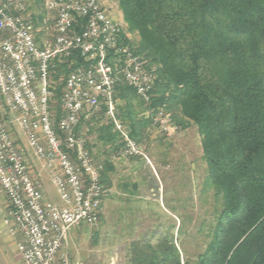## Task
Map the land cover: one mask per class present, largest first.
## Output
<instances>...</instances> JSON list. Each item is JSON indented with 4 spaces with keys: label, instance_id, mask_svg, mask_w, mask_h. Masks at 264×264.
<instances>
[{
    "label": "trees",
    "instance_id": "trees-1",
    "mask_svg": "<svg viewBox=\"0 0 264 264\" xmlns=\"http://www.w3.org/2000/svg\"><path fill=\"white\" fill-rule=\"evenodd\" d=\"M138 53L155 68L150 109L165 106L181 129L195 125L207 167L203 191L213 190V211L195 235L172 231L138 238L126 249L125 264H264V0H117ZM77 54L51 71L59 99ZM122 119L142 141L149 119L143 102L119 82ZM57 111V108H56ZM141 112V113H142ZM81 120L76 128L79 135ZM98 141L115 144L112 127ZM90 154L91 147L86 141ZM112 166L105 164L102 183ZM189 242L197 245L195 253Z\"/></svg>",
    "mask_w": 264,
    "mask_h": 264
},
{
    "label": "built area",
    "instance_id": "built-area-1",
    "mask_svg": "<svg viewBox=\"0 0 264 264\" xmlns=\"http://www.w3.org/2000/svg\"><path fill=\"white\" fill-rule=\"evenodd\" d=\"M45 9L55 17L38 40L23 0H0V196L7 202L3 225L18 239L22 264H72L69 232L98 225L102 191V167L93 162L84 136L76 135L80 121L103 109L122 143L117 155L145 157L116 118L119 82L135 91L145 117L152 115V124L167 137L171 121L165 106L149 108L155 68L127 43L124 29L101 0H46ZM74 54L83 64L69 70L56 100L51 71ZM8 115L62 207L46 198L39 177L30 174L10 133Z\"/></svg>",
    "mask_w": 264,
    "mask_h": 264
},
{
    "label": "rangeland",
    "instance_id": "rangeland-1",
    "mask_svg": "<svg viewBox=\"0 0 264 264\" xmlns=\"http://www.w3.org/2000/svg\"><path fill=\"white\" fill-rule=\"evenodd\" d=\"M101 1L110 16L124 29L127 43L138 52V36L129 32L117 0ZM45 2L46 0H23L25 15L30 19L38 40L44 35L43 28L51 26L55 17L53 12H46ZM114 101L116 118L123 123L130 136V128L122 119L123 103L115 96ZM137 108L139 117H145V108L143 112L140 106ZM166 112L170 116L169 122L171 121L166 131L169 133L168 137L152 124L153 118L150 115L147 119L151 125L145 137L142 141L133 139L145 154V157L140 158H120L117 155L122 143L119 144V135L103 109L83 125L79 135L84 136L91 147L93 162L102 167L99 173L101 204L96 227L72 228L70 231L76 236L72 247L68 248L72 264H125L126 249L131 241L138 238L154 240L159 235L172 231L173 225L174 236L178 229L181 236L186 234L187 229L190 234L195 235L199 224L208 221L210 212L213 211L214 199L213 190H202L207 167L201 160L200 135L193 124L184 129L175 125L171 112ZM107 126L112 127L117 139L115 144L106 146L98 141L97 129ZM106 163L112 166L108 173V185L102 183L101 178ZM46 192L51 203L62 207L52 184L47 186ZM3 214L0 207V241L9 236L3 225ZM13 241L17 243L18 239L13 238ZM196 249L197 245L189 242V252L195 253Z\"/></svg>",
    "mask_w": 264,
    "mask_h": 264
},
{
    "label": "crops",
    "instance_id": "crops-1",
    "mask_svg": "<svg viewBox=\"0 0 264 264\" xmlns=\"http://www.w3.org/2000/svg\"><path fill=\"white\" fill-rule=\"evenodd\" d=\"M8 119H9L8 127L10 130V133L15 138L17 145L19 146L22 154L25 157L27 167L29 169L30 174L33 176L39 177V179L43 185V189H44V193L46 195V198L49 200L48 194L46 192V188L49 184H51V182H50L48 175L41 170L39 163L33 157L31 151L27 148L24 136L21 134L18 127L14 123L10 122L11 117L9 115H8ZM0 205H1L0 207L4 213L3 214V217H4L5 213H6V208H7V202H6V199L4 196H0ZM74 239H76V236L72 235L69 232V238H68V243H69L68 245L69 246H68V248L72 247V245L75 241ZM3 243L6 245L4 246ZM0 264H22L20 255L16 249V242H14L13 238H10L9 236L2 238V240L0 241Z\"/></svg>",
    "mask_w": 264,
    "mask_h": 264
}]
</instances>
